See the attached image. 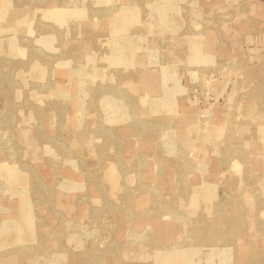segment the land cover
<instances>
[{"label":"rangeland","instance_id":"1","mask_svg":"<svg viewBox=\"0 0 264 264\" xmlns=\"http://www.w3.org/2000/svg\"><path fill=\"white\" fill-rule=\"evenodd\" d=\"M0 264H264V0H0Z\"/></svg>","mask_w":264,"mask_h":264}]
</instances>
